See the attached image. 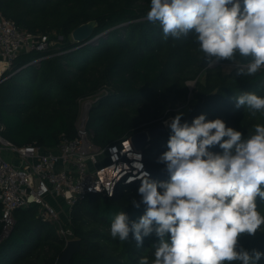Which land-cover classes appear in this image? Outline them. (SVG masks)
I'll return each mask as SVG.
<instances>
[{
    "label": "trees",
    "instance_id": "trees-1",
    "mask_svg": "<svg viewBox=\"0 0 264 264\" xmlns=\"http://www.w3.org/2000/svg\"><path fill=\"white\" fill-rule=\"evenodd\" d=\"M149 10L150 0H0L3 16L23 30L35 35L56 31L65 37L51 52L33 51L14 62L13 75L0 85L4 137L18 146L56 148L63 135H76L79 101L104 88L107 94L100 95L88 118V129L100 147L163 124L170 114L174 117L181 111L182 123L191 124L204 114L206 120L220 118L245 136L255 124L264 125V115L253 117L247 108L237 109L233 99L241 92L264 97V68L255 76L237 75L250 59L238 54L234 61L210 65L193 34L163 39L158 23L146 19ZM90 21H96L97 27L86 42L70 40L76 28ZM224 64L236 67L226 72ZM192 81L191 89L188 82ZM166 130L143 151L150 179L156 181L170 179L165 165L157 162L168 150L171 131ZM210 150L222 152L219 146ZM140 185L118 187L112 197L90 194L75 204L67 227L73 239L81 241V251L71 264H138L141 257L154 259L155 233L144 237L141 247L131 233L124 242L110 236L116 213L125 211L130 221L144 214V205L136 208L130 203L141 199ZM257 206L264 214V201L258 198ZM14 218L13 231L0 244V264H58L65 242L55 224L38 216V206L18 209ZM2 227L0 222V233ZM238 242L249 252L264 253V226L254 236L242 235ZM257 264H264V255Z\"/></svg>",
    "mask_w": 264,
    "mask_h": 264
},
{
    "label": "clouds",
    "instance_id": "clouds-1",
    "mask_svg": "<svg viewBox=\"0 0 264 264\" xmlns=\"http://www.w3.org/2000/svg\"><path fill=\"white\" fill-rule=\"evenodd\" d=\"M146 19L158 23L165 40L193 34L210 65L238 54L250 59L237 75L255 76L264 68V0H150ZM233 99L237 109L264 115V97L241 92ZM183 116L164 122L171 135L157 162L170 179L143 173L141 199L130 203L144 205V214L130 221L125 211L116 213L110 236L124 242L131 233L141 247L155 233L154 259L141 257L138 264H257L264 253L237 249L242 235L254 236L264 226L257 206L258 198L264 201V125L245 136L220 118L201 114L189 124ZM215 146L222 152L210 150ZM106 190L111 197L113 188Z\"/></svg>",
    "mask_w": 264,
    "mask_h": 264
},
{
    "label": "built area",
    "instance_id": "built-area-1",
    "mask_svg": "<svg viewBox=\"0 0 264 264\" xmlns=\"http://www.w3.org/2000/svg\"><path fill=\"white\" fill-rule=\"evenodd\" d=\"M52 47L46 34H31L0 12V85L13 75L10 72L20 55L47 53ZM88 117L79 116L76 135H63L60 144L52 149L37 144L15 145L4 137L5 125L0 118V244L16 223L14 212L36 205L41 219L56 225L66 247L74 240L73 231L67 226L78 201L90 194L108 196L109 187L114 195L118 187L141 182L145 172L150 177L145 147L138 151L132 135L106 147L96 145L94 132L88 129Z\"/></svg>",
    "mask_w": 264,
    "mask_h": 264
},
{
    "label": "water",
    "instance_id": "water-1",
    "mask_svg": "<svg viewBox=\"0 0 264 264\" xmlns=\"http://www.w3.org/2000/svg\"><path fill=\"white\" fill-rule=\"evenodd\" d=\"M97 27L96 21H90L88 23L82 24L72 32V38L74 42L83 43L86 42L94 33ZM167 132L163 124H159L153 128L145 129L136 132L131 136V141L138 151L143 150V148L149 144L151 141L161 137ZM242 245L238 242V249ZM243 247V246H242ZM81 251V241L74 239L68 242L67 246L63 250L58 264H71V261L75 254Z\"/></svg>",
    "mask_w": 264,
    "mask_h": 264
},
{
    "label": "rangeland",
    "instance_id": "rangeland-1",
    "mask_svg": "<svg viewBox=\"0 0 264 264\" xmlns=\"http://www.w3.org/2000/svg\"><path fill=\"white\" fill-rule=\"evenodd\" d=\"M43 34H46L48 36L49 41H50V46L52 44H53V46H55V45L58 44L59 41H63L65 39V37L63 35L58 34L56 31H49L47 33H43V32L40 33V35H43ZM98 37L99 36H97L96 39L92 40L91 43H95L96 40L98 39ZM69 38H70V40L74 41L73 38H72V34H70ZM235 67H236L235 64H224L223 65V69L226 72H231ZM194 85H195V82H193V81L192 82H188V86L191 89L194 87ZM107 90H108L107 88H104L99 94L93 95V96L88 97V98L81 99L79 101V108H80V115L79 116H82L83 114H85V115L88 114V116H89V112H90L91 108L94 106V104L97 103V101H99L100 95L104 96V95L107 94ZM172 117L173 116L170 114V116L167 117L166 120H164V121H169ZM163 125H164V127L166 129H168V127L165 125V123ZM40 214H41V211H40V209L38 207V216ZM15 225H16V223H15ZM15 225H14V227H15ZM14 227H13V229H14ZM64 228L66 229L65 226H64ZM13 229H12V231H13ZM11 232H10V234H11Z\"/></svg>",
    "mask_w": 264,
    "mask_h": 264
}]
</instances>
